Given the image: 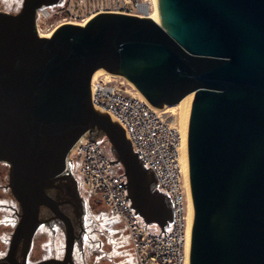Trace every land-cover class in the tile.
I'll list each match as a JSON object with an SVG mask.
<instances>
[{
  "label": "water",
  "instance_id": "obj_1",
  "mask_svg": "<svg viewBox=\"0 0 264 264\" xmlns=\"http://www.w3.org/2000/svg\"><path fill=\"white\" fill-rule=\"evenodd\" d=\"M62 1L0 11V161L10 165L20 207L0 264H28L36 231L51 219L64 226L65 255L33 264H74L75 222L47 187L74 176L70 153L85 138L106 137L131 206L147 226L168 231L170 196L120 122L93 102L99 69L126 75L157 107L192 93L184 135L190 264H264V0H157L161 22L105 11L40 35L38 9Z\"/></svg>",
  "mask_w": 264,
  "mask_h": 264
},
{
  "label": "built area",
  "instance_id": "obj_2",
  "mask_svg": "<svg viewBox=\"0 0 264 264\" xmlns=\"http://www.w3.org/2000/svg\"><path fill=\"white\" fill-rule=\"evenodd\" d=\"M151 15L148 0H63L38 9L40 35L50 36L62 23L85 24L100 12ZM59 16L55 22L52 18ZM113 77H93L94 104L107 111L125 129L134 149L156 174L158 188L174 206V219L162 233L147 226L127 196L126 176L120 163L107 152L108 140L85 138L70 153L74 170L85 191L102 200L126 224L138 264H190V192L182 164L183 137L158 108Z\"/></svg>",
  "mask_w": 264,
  "mask_h": 264
},
{
  "label": "rangeland",
  "instance_id": "obj_3",
  "mask_svg": "<svg viewBox=\"0 0 264 264\" xmlns=\"http://www.w3.org/2000/svg\"><path fill=\"white\" fill-rule=\"evenodd\" d=\"M9 1L10 3L14 2V0ZM148 1L152 3V9L154 10V0ZM11 6L13 5L11 4ZM58 18L59 16L53 17L51 22H55ZM97 76L113 77L111 76V73L106 72L103 69L98 72ZM113 79H117L118 82H123L125 86H128L132 91H138V88L135 87L136 85L132 81L130 84L128 80L122 76H117ZM188 109L187 105L181 106L179 104L158 108L159 112L167 117L170 123L178 127L181 134L183 133V128L181 129V127L187 120ZM182 164L184 172L183 157ZM8 171L9 165L0 161V254L8 247L9 237L17 223V218L14 216L15 208L19 207L18 201L8 187ZM87 199V202L92 207L94 217L100 222V227L105 230L101 251L94 257L95 264H138L136 250L129 236L125 222L120 217L114 215L115 213H113L102 200L93 197L90 194ZM54 240L56 241L57 246H65V238L63 239L61 234ZM50 243V233L43 231L37 238L36 246H45V244H48L49 246ZM42 252L43 249L42 251L37 249L35 253L40 256L42 255Z\"/></svg>",
  "mask_w": 264,
  "mask_h": 264
},
{
  "label": "flooded vegetation",
  "instance_id": "obj_4",
  "mask_svg": "<svg viewBox=\"0 0 264 264\" xmlns=\"http://www.w3.org/2000/svg\"><path fill=\"white\" fill-rule=\"evenodd\" d=\"M23 2L24 0H14V2L12 3H10L9 0H0V11L17 13L21 10L23 6ZM11 4L13 6H11ZM9 170H10V165H9ZM8 179H9V171H8ZM8 187H9V182H8ZM77 189L79 190L81 196H83L84 198L83 208L80 216L77 215V210L75 208V205L73 204V200H74L73 198L77 192L76 191ZM47 191L54 197H58L66 200V203L63 205V208L73 217V220L75 222L76 230H77V238L73 251L74 264H95L94 257L96 254H98L101 251V246L103 245V235L105 233V230H103L100 227V222L97 220V218L94 217L92 207L87 202L88 201L87 197L89 198V194L85 191L81 183V180L77 175V173L75 172V170L73 177L66 178L64 176L62 179L54 180L52 185L47 187ZM19 209L20 207L15 208V214H14V216L17 218L16 219L17 223L20 218ZM42 215L43 218L49 219L52 217L53 214L48 209H45ZM13 231L8 240L9 242L8 247L4 252L0 254V258L4 257L9 250ZM43 231L50 233L51 243L49 244V246L48 244H45V246H36L37 238ZM60 234L61 236H63V239L65 238L66 241L65 229L61 221H59L58 219H51L49 222H43L33 237V242L27 255V263L33 264L48 258H63L65 255V246H57V243L54 240ZM37 249L40 251H42L43 249L42 255L40 256L36 255L35 252L37 251ZM17 257L19 260H23L24 258L23 244H21L19 248Z\"/></svg>",
  "mask_w": 264,
  "mask_h": 264
},
{
  "label": "bare ground",
  "instance_id": "obj_5",
  "mask_svg": "<svg viewBox=\"0 0 264 264\" xmlns=\"http://www.w3.org/2000/svg\"><path fill=\"white\" fill-rule=\"evenodd\" d=\"M153 8L154 10L151 11V17L154 18L155 20L161 22V18H160V10H159V4H158V1L157 0H154V4H153ZM101 69L97 70L94 74V77H97V74L98 72L100 71ZM114 76H122L124 77L125 79L128 80V82L131 84V80L124 74H115ZM134 85V84H133ZM136 87V86H135ZM137 94H139L141 97H143L144 99L147 100V98L142 94V92L138 89L137 91ZM191 94L187 95L185 98H183L178 104L181 105V106H184V105H187V107H189V104H190V100H191ZM157 107V106H156ZM166 107V106H165ZM157 108H161V107H157ZM185 120V119H184ZM183 123V122H181ZM186 123V121H185ZM185 123H183L181 129H182V136H183V142H182V146H181V150H182V154H183V161H184V174H185V178H186V184L188 185V188H189V184H188V178H187V172H186V164H185V151H184V135H185ZM189 192H190V189H189ZM192 216H193V207H192V199H191V192H190V207H189V223L191 224L192 222ZM190 246H191V235H190Z\"/></svg>",
  "mask_w": 264,
  "mask_h": 264
},
{
  "label": "trees",
  "instance_id": "obj_6",
  "mask_svg": "<svg viewBox=\"0 0 264 264\" xmlns=\"http://www.w3.org/2000/svg\"><path fill=\"white\" fill-rule=\"evenodd\" d=\"M101 139H106V137H100ZM107 152L109 155H111L113 157V153L111 151V148H110V144H108V148H107ZM150 227L156 231H160V229L156 226V225H150Z\"/></svg>",
  "mask_w": 264,
  "mask_h": 264
},
{
  "label": "crops",
  "instance_id": "obj_7",
  "mask_svg": "<svg viewBox=\"0 0 264 264\" xmlns=\"http://www.w3.org/2000/svg\"><path fill=\"white\" fill-rule=\"evenodd\" d=\"M109 144V143H108ZM107 147H108V145H107ZM151 225H156L159 229H160V227H159V225L158 224H156V223H154V224H151Z\"/></svg>",
  "mask_w": 264,
  "mask_h": 264
}]
</instances>
